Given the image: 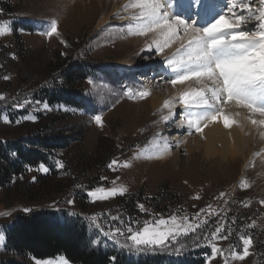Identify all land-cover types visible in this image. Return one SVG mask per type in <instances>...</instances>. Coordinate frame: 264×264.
Listing matches in <instances>:
<instances>
[{"label": "rangeland", "instance_id": "obj_1", "mask_svg": "<svg viewBox=\"0 0 264 264\" xmlns=\"http://www.w3.org/2000/svg\"><path fill=\"white\" fill-rule=\"evenodd\" d=\"M100 3L108 6L107 0H0V27L11 28L10 34L0 37V94L6 97V101L0 102V139L18 140L46 134L66 138V148L50 156L54 171L39 170L41 164L29 170L26 176L15 179L9 188L0 190V213H12L11 216L0 215V232L5 237L6 229L18 215L48 210L61 219L66 216L84 222L93 245L100 250L115 251L135 260L162 257L166 262L180 263L194 258L206 264L210 248L203 246V240L199 241L202 246L197 247L194 238L185 239V247L179 255L171 248L136 253L103 236L97 224L108 231L110 225L121 226L111 219L115 216L125 221L151 219L149 213L164 217L187 214L191 218L208 205L224 208L227 200V216L234 217L236 224L230 225L233 234L229 240L218 241L219 245L227 249L229 244L238 243L240 234L247 232L253 236L250 250L253 254L232 264H264V205L259 203L264 200V155L260 150L253 151L255 159L251 160L250 156L237 171H232L233 166L215 168L197 153L189 154L187 141L193 144L198 133L188 135L186 128L176 126L182 119V109L177 108L176 115L164 122L161 116L168 111L161 113L152 108L155 93L167 94L169 87L176 89L163 78L152 82L153 73L161 74L157 69L171 72L164 66V54H157L154 49L144 51L142 47L126 46L134 37L128 34L130 21L120 22L128 14L114 18L115 7L122 12L124 4L120 2L115 7L108 6L105 12L95 11L99 15L92 19L87 18L86 13L93 7L97 10ZM103 19L108 22L99 24ZM53 20L58 21V35L48 37L44 33ZM133 42L135 44V40ZM76 64L87 71L84 82L78 84L76 101L80 106L49 105L43 101L45 91L63 87L61 69ZM5 76L10 79H4ZM148 79L151 81L147 82ZM142 89L150 95L139 97L137 93ZM25 99L32 103L23 108L13 106ZM96 115L102 117V127L95 123ZM4 116L12 122L4 123ZM27 116L36 119H25ZM17 120L21 122L16 123ZM157 134L172 145L170 152L178 156L171 168L164 167L163 157L156 158L154 138ZM140 151L144 152V158L139 160L144 159L148 164L134 170L138 159L133 157ZM148 156L153 158H146ZM113 159L132 160V167L114 172L108 167ZM57 162H63L64 167H59ZM54 172L57 174H52ZM117 177V185H126L128 193L93 201L89 192L98 187H113L111 181ZM245 179L251 187L240 186ZM220 192L226 194L221 202L217 199ZM196 196L199 199H195ZM217 201L220 204L216 206ZM241 201L251 203L244 207ZM138 203L144 204L148 213L140 212ZM25 208L31 211H23ZM92 217H96L95 222ZM215 219L211 218L208 227ZM253 220L256 226L249 229L247 226ZM120 239L123 242V238ZM59 257L27 261L16 254L5 253L4 247H0V264H10L11 259L35 264L36 260ZM212 264H223V261L217 257Z\"/></svg>", "mask_w": 264, "mask_h": 264}, {"label": "snow or ice", "instance_id": "obj_2", "mask_svg": "<svg viewBox=\"0 0 264 264\" xmlns=\"http://www.w3.org/2000/svg\"><path fill=\"white\" fill-rule=\"evenodd\" d=\"M196 4L200 8L195 13L200 16V26L192 19ZM122 11L129 13V35L146 37L153 34L152 42L146 45L147 51L154 49L157 54L162 55L166 48L177 40L181 41L172 56L165 58L173 74L168 83L172 86L186 82L199 85L189 86L178 97L165 100L163 109H167L168 114L161 116L162 121L171 120L176 115L174 108L179 104L183 110V118L176 126L186 125L188 135L199 133L204 138L205 128L221 122L225 128L230 129L233 125L243 128L244 124L237 119L241 112L226 111L229 108L246 110L245 121L257 128H264V0H220L215 4H210L208 0H128ZM117 17L123 18L119 13L114 18ZM10 32L8 25L0 27V37ZM44 35H58V21L53 20ZM4 79L8 80L10 77L5 76ZM89 83L92 84L93 81L90 80ZM137 95L144 98L150 92L142 89ZM2 101H6L4 94H0V102ZM30 103L32 102L25 99L13 106L23 108ZM44 108L48 110V105L45 104ZM2 119L4 123L12 122L7 116ZM25 119L34 121L36 117L27 116ZM93 119L96 124L103 126L100 115ZM261 136L264 137V132H261ZM154 140L156 158L170 152L172 145L167 140L159 134ZM184 142L186 141L179 143ZM140 158H144L143 151L137 152L133 157ZM57 163L59 167H64L63 162ZM108 167L114 172L130 168L132 160L113 159ZM39 170L47 172L49 169L41 165ZM118 179L119 177L111 181L113 187H98L89 192V196L93 201L124 196L128 193V187L117 185ZM240 186L251 187L246 179ZM225 195L222 192L217 199H223ZM194 198L199 199V196ZM227 203L225 200V207L220 209L208 205L191 218L187 214L164 217L149 213L151 219L125 221L115 216L111 219L118 221L121 226L110 225L108 231L98 224L97 227L103 236L136 253L167 251L171 248L179 255L180 250L185 247V239L194 238L197 247L202 246L199 241L203 240V246L210 248L206 264H212L217 257L222 259L223 264H232L233 261L242 262L253 254L250 251L253 248V236L245 232L237 237L238 243L229 244L227 249L219 245L218 241L229 240L233 234L230 225L236 224L234 217L227 216ZM241 203L248 207L251 201ZM259 203L264 205V200ZM137 208L140 212L148 213L142 203H138ZM23 211L30 212L31 209L25 208ZM0 215L11 216L12 213L4 212ZM212 217L216 219L208 227ZM92 220L95 222L96 217H92ZM255 226L256 221L253 220L247 227L251 229ZM120 238H123V242ZM4 241L5 237L0 232V247L4 246ZM112 260L115 261L116 257L113 256ZM35 264H70V261L61 256L56 260H36Z\"/></svg>", "mask_w": 264, "mask_h": 264}, {"label": "trees", "instance_id": "obj_3", "mask_svg": "<svg viewBox=\"0 0 264 264\" xmlns=\"http://www.w3.org/2000/svg\"><path fill=\"white\" fill-rule=\"evenodd\" d=\"M63 87L47 90L42 99L49 105L65 103L80 106L76 101L78 84L84 82L86 69L70 65L61 69ZM66 138L60 135H32L18 140L0 139V190L9 188L13 181L26 176L29 169L43 164L54 171L50 156L66 148ZM56 175L57 173H52ZM4 251L24 260L66 257L73 264H202L189 258L180 263L154 259H128L111 250H100L93 245L84 222L78 218L61 219L54 211L35 210L18 215L5 231ZM116 260L113 261L112 257ZM10 264H22L11 259Z\"/></svg>", "mask_w": 264, "mask_h": 264}, {"label": "bare ground", "instance_id": "obj_4", "mask_svg": "<svg viewBox=\"0 0 264 264\" xmlns=\"http://www.w3.org/2000/svg\"><path fill=\"white\" fill-rule=\"evenodd\" d=\"M208 0L210 4H215L220 2V0ZM108 6L113 4V7L117 5V3L126 4L128 0H107ZM71 4V3H70ZM87 4V3H86ZM121 4V5H122ZM105 3H100L97 7V10L95 8H91L90 12H87V18H94L97 16L98 13L105 12L109 7ZM95 11H97L95 13ZM113 14L119 13L120 15H123V13L128 14V17L125 16L120 22L127 23L129 20V13L128 12H120L121 9L116 7L113 10ZM175 11V9H174ZM199 4H196L193 8V15L192 19L197 21V26H200V16L196 15L195 13L199 12ZM95 13V14H94ZM111 14V13H110ZM125 14V15H126ZM99 15V14H98ZM115 16V15H114ZM97 18V17H96ZM187 18V17H184ZM218 18V17H217ZM109 19V18H108ZM108 19L100 20L99 24H105L108 22ZM131 37L128 40V45L130 48L134 47H142L144 51L146 50V45L152 42L153 34H149L148 36H135L131 35ZM135 40V44L134 41ZM181 41L177 40L175 43L171 45V47L166 48L163 52V56L165 59L166 57L172 56V54L176 51V49L179 47ZM132 44V45H131ZM136 50V49H135ZM122 64V63H119ZM125 64V63H123ZM128 64V63H126ZM125 64V65H126ZM164 66H167L166 62L164 61ZM168 68V67H167ZM170 72L169 70H167ZM173 75V74H172ZM165 81V78L160 74L159 76H154V79H152V82L154 83L155 80L160 81L159 79H162ZM146 80L145 78H141ZM151 81V80H147ZM152 83V84H153ZM191 87H198L199 85L193 83V82H186L185 84H177L176 89L173 90L172 88H168L169 91L167 94L163 93H155V95L152 97V108L153 110H161V113H166L168 110L163 109V104L165 100H172L175 97H178V95L182 92V90H186ZM180 108V105L177 104L174 108V112L177 111L176 109ZM228 112H236L240 111L241 116L237 117L241 121V123L244 124L243 128L237 127L236 125H233L232 128H225L223 126V123H215L210 124L209 127L204 129V138L201 137V135L198 133V135L194 136V143L191 144V141H187L186 149L189 154H198L199 156L204 158V161L206 164H211L215 168H221L226 169V167L233 166L232 171H237L239 168V165L244 162L246 159H248L250 156L251 160L255 159L253 156L254 152L256 150H260L262 152V155H264V137L261 136V132H264V128H257L255 126H252L251 124L247 123L245 121V116L247 115L246 110L243 109H235V108H229L226 109ZM176 113V112H175ZM182 117H183V110L181 111ZM259 118V117H257ZM170 121V120H169ZM168 121V122H169ZM180 122V120H179ZM158 127V126H157ZM164 128V125L161 126V129ZM187 129V126L180 127V129ZM188 130V129H187ZM191 138V137H190ZM163 165L164 167H170L171 164L178 161V156L176 153L168 152L164 154L163 156ZM143 161H140L139 159L135 162L133 169L136 168H142L144 164H148L144 159ZM155 162V161H151ZM137 166V167H136ZM231 171V172H232ZM233 174V172H232ZM221 178V177H220ZM224 179V178H223ZM226 188L224 187V190ZM224 192V191H223ZM222 193V192H220ZM219 193V194H220ZM218 194V195H219ZM219 202L222 201V199H218ZM218 201L216 203V206L220 204ZM220 206V205H219Z\"/></svg>", "mask_w": 264, "mask_h": 264}]
</instances>
